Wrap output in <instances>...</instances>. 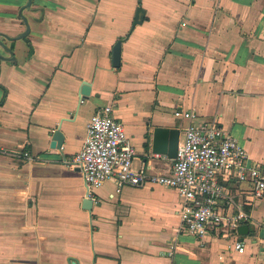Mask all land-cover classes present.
Here are the masks:
<instances>
[{
    "label": "crops",
    "instance_id": "0c3cea01",
    "mask_svg": "<svg viewBox=\"0 0 264 264\" xmlns=\"http://www.w3.org/2000/svg\"><path fill=\"white\" fill-rule=\"evenodd\" d=\"M106 109L124 124L136 169L170 174L154 131L180 129L182 141L189 121L175 112L194 110L264 173V0H0V264H264V196L249 181L221 178L233 200L222 207L251 216L247 235L188 234L183 200L164 186L110 179L85 209L84 176L64 161Z\"/></svg>",
    "mask_w": 264,
    "mask_h": 264
},
{
    "label": "built area",
    "instance_id": "2783aa9c",
    "mask_svg": "<svg viewBox=\"0 0 264 264\" xmlns=\"http://www.w3.org/2000/svg\"><path fill=\"white\" fill-rule=\"evenodd\" d=\"M175 115L189 124L168 175L150 174L145 167H134L135 148L124 124L111 114V109L92 117L83 148L65 159L64 164L82 172L87 198L94 204L99 202L97 191L110 179L117 180L119 186H164L179 192L183 200L182 230L188 234L204 239L214 231L238 233L251 216L241 204L237 213L222 207L223 200H233L221 178L249 181L254 186L253 197L262 198L264 173L250 164L246 149L216 121L199 122L194 110H178ZM24 156L31 157L29 152ZM235 249L244 252L245 240L239 239Z\"/></svg>",
    "mask_w": 264,
    "mask_h": 264
},
{
    "label": "water",
    "instance_id": "95a60500",
    "mask_svg": "<svg viewBox=\"0 0 264 264\" xmlns=\"http://www.w3.org/2000/svg\"><path fill=\"white\" fill-rule=\"evenodd\" d=\"M122 63V42L119 41L113 50V66L119 68ZM91 86L88 82H84L81 90L82 100L87 99L91 94ZM180 129L170 128H156L153 136V152L156 154L168 155L171 159L177 158L178 148L180 144ZM64 144V135L60 130H57L52 141L53 149H61ZM84 208L92 211L94 208V201L87 198L84 202ZM249 225H241L238 228L240 235H247L249 233ZM70 264H80L78 260L71 259Z\"/></svg>",
    "mask_w": 264,
    "mask_h": 264
},
{
    "label": "trees",
    "instance_id": "16d2710c",
    "mask_svg": "<svg viewBox=\"0 0 264 264\" xmlns=\"http://www.w3.org/2000/svg\"><path fill=\"white\" fill-rule=\"evenodd\" d=\"M142 20H143V19H142ZM142 20H141V19L139 20V18H138L136 21L138 22V21H142Z\"/></svg>",
    "mask_w": 264,
    "mask_h": 264
},
{
    "label": "rangeland",
    "instance_id": "374dc122",
    "mask_svg": "<svg viewBox=\"0 0 264 264\" xmlns=\"http://www.w3.org/2000/svg\"><path fill=\"white\" fill-rule=\"evenodd\" d=\"M185 135V132H183V136Z\"/></svg>",
    "mask_w": 264,
    "mask_h": 264
}]
</instances>
